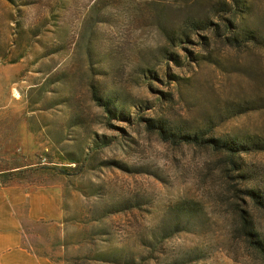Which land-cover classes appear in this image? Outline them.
Listing matches in <instances>:
<instances>
[{"label":"rangeland","instance_id":"1","mask_svg":"<svg viewBox=\"0 0 264 264\" xmlns=\"http://www.w3.org/2000/svg\"><path fill=\"white\" fill-rule=\"evenodd\" d=\"M224 1L0 0V189L59 192L56 219L25 220L31 250L264 264L243 227L264 235V205L240 191L255 181L228 150L188 140L264 138V48L215 32L225 18L264 30V0H245V19ZM241 156L264 189V151Z\"/></svg>","mask_w":264,"mask_h":264},{"label":"trees","instance_id":"2","mask_svg":"<svg viewBox=\"0 0 264 264\" xmlns=\"http://www.w3.org/2000/svg\"><path fill=\"white\" fill-rule=\"evenodd\" d=\"M220 9H222L225 14H243V18L247 17L252 11V6L247 4L245 0H232L229 3L228 0L224 2H218L217 4ZM204 24V22H201ZM208 24V21H205ZM226 32L221 33L219 31L220 24H215V32L220 37H226L228 44L232 46L242 47L245 45L255 44L261 48H264V30L253 27L250 23L235 24L228 18H225ZM190 142H196L199 144H204L207 146H212L216 148H222L228 150L231 153L230 162L233 167L238 170L239 175L237 178L242 179L243 182L255 181L252 183L254 186L240 190L244 194L248 195L250 199L257 201L258 203L264 205V189L259 185L255 184L257 177L260 176L259 172L255 169H251L247 164L244 163L242 158V153L249 152L251 150L264 151V138L257 137H247V138H235V140H230L227 142H222L217 139H205L201 136L199 132L193 133L192 136L188 137ZM54 161V160H52ZM76 167L64 165L60 168V171L64 175H72ZM184 208H180L179 211H185L187 214L191 213L192 208L190 205H184ZM244 230L249 237L250 244L257 247L264 255V235L258 233L256 228L253 226L252 222L245 218ZM251 222V224H250Z\"/></svg>","mask_w":264,"mask_h":264},{"label":"crops","instance_id":"3","mask_svg":"<svg viewBox=\"0 0 264 264\" xmlns=\"http://www.w3.org/2000/svg\"><path fill=\"white\" fill-rule=\"evenodd\" d=\"M58 190L40 188L26 192L21 188L0 189V264H59L26 245V218L40 221L58 216Z\"/></svg>","mask_w":264,"mask_h":264}]
</instances>
